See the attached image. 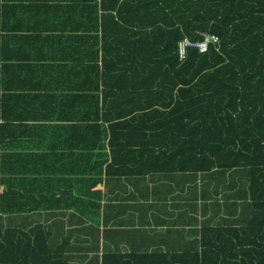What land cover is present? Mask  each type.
<instances>
[{"label":"trees","instance_id":"obj_1","mask_svg":"<svg viewBox=\"0 0 264 264\" xmlns=\"http://www.w3.org/2000/svg\"><path fill=\"white\" fill-rule=\"evenodd\" d=\"M37 2L85 28L61 43L75 52L68 64L37 71L56 85L32 94L9 86L5 35L11 14ZM201 34L219 43L182 61L180 43ZM56 136L94 161L96 183L179 158L170 169L248 177L243 225L202 228L194 253L109 254L101 264H264V0H0V213L20 212L9 204L32 203L53 178L40 169L41 145L20 141ZM0 264L71 263L36 225L0 230Z\"/></svg>","mask_w":264,"mask_h":264},{"label":"crops","instance_id":"obj_2","mask_svg":"<svg viewBox=\"0 0 264 264\" xmlns=\"http://www.w3.org/2000/svg\"><path fill=\"white\" fill-rule=\"evenodd\" d=\"M35 4L28 12L12 10L6 55L9 86L40 94L41 88L56 85V80L42 78L37 71L68 64L67 57L75 52L61 43L81 36L85 24L56 18L45 12V3ZM20 142L41 145L40 169L53 178L32 203H10L12 211L20 212L0 213V230L42 225L51 234L56 253L71 264H101L103 255L109 254L194 253L200 247L202 228L243 225L249 215V180L241 173L170 169L168 165H176L179 158L169 159L166 169H141L145 171L135 176H118L113 169L96 183L94 161L76 159L82 152L65 146L72 141L56 136L25 137Z\"/></svg>","mask_w":264,"mask_h":264},{"label":"built area","instance_id":"obj_3","mask_svg":"<svg viewBox=\"0 0 264 264\" xmlns=\"http://www.w3.org/2000/svg\"><path fill=\"white\" fill-rule=\"evenodd\" d=\"M201 36L204 38L202 42H194L187 39L180 43L179 56L182 61L187 60L189 50L191 49L199 50L203 54L207 52L209 45L219 43V39L215 36H209L207 34H201Z\"/></svg>","mask_w":264,"mask_h":264},{"label":"rangeland","instance_id":"obj_4","mask_svg":"<svg viewBox=\"0 0 264 264\" xmlns=\"http://www.w3.org/2000/svg\"><path fill=\"white\" fill-rule=\"evenodd\" d=\"M209 36H211V35H209ZM201 37H202V36H201ZM202 38H203V37H202ZM203 40H204V38H203ZM203 40H202V41H203ZM202 41H200V42H202ZM209 46H210V45H209ZM208 48H209V47H208ZM198 51H199V50H198ZM207 51H208V50H207ZM200 54H201V53H200ZM203 54H205V53H203Z\"/></svg>","mask_w":264,"mask_h":264}]
</instances>
